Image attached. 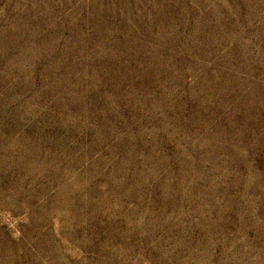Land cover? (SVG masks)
I'll use <instances>...</instances> for the list:
<instances>
[{"label":"rangeland","instance_id":"374dc122","mask_svg":"<svg viewBox=\"0 0 264 264\" xmlns=\"http://www.w3.org/2000/svg\"><path fill=\"white\" fill-rule=\"evenodd\" d=\"M0 264H264V0H0Z\"/></svg>","mask_w":264,"mask_h":264}]
</instances>
